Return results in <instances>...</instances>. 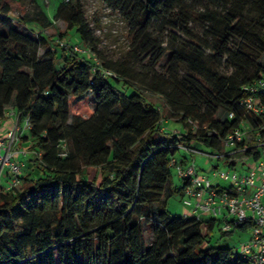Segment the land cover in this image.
Returning <instances> with one entry per match:
<instances>
[{"label":"trees","instance_id":"trees-1","mask_svg":"<svg viewBox=\"0 0 264 264\" xmlns=\"http://www.w3.org/2000/svg\"><path fill=\"white\" fill-rule=\"evenodd\" d=\"M105 1L131 25L122 63L102 56L80 0H64L54 16L67 25L61 40L74 31L83 53L76 43L20 31L0 0V120L13 106L26 131L13 148L23 153L22 188H6L9 169L0 184V264H251L212 246L213 232L235 229L173 216L168 201L187 186L175 184L171 166L184 163L182 148L221 155L222 140L242 121L261 122L241 102L244 88L264 76V0ZM39 17L29 22L41 25ZM167 53L164 74L134 68L136 59L156 65ZM138 82L164 98L184 131L165 130L163 112L134 89ZM90 94L93 115L71 117L70 99ZM240 148L242 160L262 151L254 141Z\"/></svg>","mask_w":264,"mask_h":264},{"label":"built area","instance_id":"built-area-1","mask_svg":"<svg viewBox=\"0 0 264 264\" xmlns=\"http://www.w3.org/2000/svg\"><path fill=\"white\" fill-rule=\"evenodd\" d=\"M74 49L79 53L85 52L79 46H75ZM244 90L248 93V97L242 100L241 105L249 115L254 119H260L261 122L254 127L252 123L242 121L240 127L231 131L222 140L224 153L217 157L224 160L229 171L216 170L212 172V177H209L200 175L194 162L180 163L172 160L171 166L176 170L179 178L187 183L182 197L186 207L183 218L196 217L199 220H206L210 217L221 225L223 232H231L238 226L252 224L249 230L250 238L240 246L239 254L251 264H264V136L262 135L264 76ZM229 117L233 118L234 114H229ZM20 129L16 124V128L9 131L6 138L0 139V181L6 177L5 167L13 175V180L6 187L8 189L10 186L18 187L21 182L19 176L22 172V164L13 162L12 158L8 157V151L12 149ZM251 141L262 148L259 158L257 160L236 158L241 151H245L240 145L243 143L246 145ZM233 161H235L234 166L231 165ZM240 161L242 166L238 169ZM220 181L229 185L220 184Z\"/></svg>","mask_w":264,"mask_h":264},{"label":"rangeland","instance_id":"rangeland-1","mask_svg":"<svg viewBox=\"0 0 264 264\" xmlns=\"http://www.w3.org/2000/svg\"><path fill=\"white\" fill-rule=\"evenodd\" d=\"M12 6V12L9 15L10 22L16 26L20 31L27 32L32 34L33 32L37 33L39 31L46 34L50 39L55 40L53 42L55 44L62 42H67L70 44L79 45L83 50H87L88 48L80 44V40L74 31L68 33L66 39L61 40L60 34H63L67 30V25L65 22L61 20L55 19V12L57 6L63 2L64 0H4ZM84 6L85 16L87 21L90 24V27L94 33L98 50L101 51L102 56L113 63H122L129 59L130 52L133 46V39L131 34V25L124 17L120 11L112 8L105 0H80ZM40 13H44L48 17V21H45L43 17L37 16ZM40 18L41 25H37L35 23L29 22L32 18ZM24 18V19H23ZM71 39V40H69ZM169 54L155 65L153 60L150 59H136L134 62V68L139 72L143 71L146 73L148 71H155L158 73H165L167 68ZM264 61V58L262 59ZM121 89H123L126 93H130L129 89H133L132 87L128 89V85H120ZM137 87V88H136ZM140 91L143 96L154 105L158 106L160 110L163 112L164 119L168 120L175 124L172 127L174 130L175 127H179L180 131H184L178 123L169 118V109L166 101L163 97L153 94L148 91L142 83H134V89ZM8 110V109H7ZM96 110V102L93 96L85 95L82 97H72L70 99V116H80L82 118H89L93 115ZM223 118L222 116L219 117ZM163 120V122L165 121ZM177 124V125H176ZM164 127H170V125L166 124ZM16 128V125L12 127L10 131ZM167 131V130H166ZM170 131V130H169ZM0 132L3 134L4 131L0 129ZM22 133H26L20 129L16 135V141L12 144V149L8 151L10 159L12 158L13 162L21 161L23 153H17L14 156L16 151L13 150L14 146L16 147L17 141L23 137ZM174 133H177L175 131ZM4 136V135H2ZM7 133L4 138H6ZM3 138V139H4ZM7 141V140H6ZM8 145V143H7ZM17 147H20L18 144ZM202 151L201 152H192L191 151V162H194L198 172L200 175H206L212 177V172L216 170L220 171H229V168L226 166L224 160H220L217 155L212 156V152H209V149L205 146H197ZM196 147V149H197ZM24 149V148H23ZM7 153V152H5ZM187 153L190 156V153L184 149H181L178 158L184 156ZM19 163V162H18ZM242 161L238 163V169L241 168ZM7 167H5L4 172L7 171ZM173 180L176 185H181V180L176 172L173 169ZM216 182V180H213ZM220 184L229 185L226 182L220 181ZM19 189L22 186L18 187ZM168 211L173 216L185 217L186 207L183 203V199L180 194H176L171 197L168 201ZM207 219H210L208 217ZM146 243L150 244L152 241V229L150 226H146L144 228ZM211 242L213 247H229L234 249L235 251L240 250V246L243 243H246L249 240V232H242L239 228H236L234 232L230 235H223L222 232L216 230L211 234Z\"/></svg>","mask_w":264,"mask_h":264},{"label":"crops","instance_id":"crops-1","mask_svg":"<svg viewBox=\"0 0 264 264\" xmlns=\"http://www.w3.org/2000/svg\"><path fill=\"white\" fill-rule=\"evenodd\" d=\"M16 124H17V115L15 113L14 107L11 106L8 108L6 116L2 120H0V129H2V131H4L3 134L0 132V139L4 138L6 133H8L12 129V127L15 126ZM166 124L170 125L169 128L165 127V130H167L168 132L174 133L175 131H177V133H180L181 129H179V127H175L174 130H172V127L174 126L173 124H175V123H173L172 121L170 122L169 119L168 120L166 119L163 122V126H165ZM178 125H180L181 128L183 129L181 124H178ZM2 135H4V136H2ZM182 149L189 152L190 156L187 153H185L184 156L181 157V159H183V161L186 163H191V150L188 148H182ZM4 182H5V177H3L1 179L0 184L1 183L3 184ZM248 232H249V238H250V231H248Z\"/></svg>","mask_w":264,"mask_h":264}]
</instances>
